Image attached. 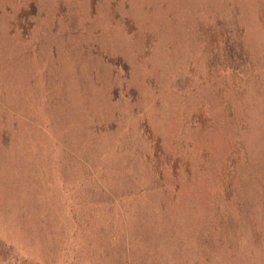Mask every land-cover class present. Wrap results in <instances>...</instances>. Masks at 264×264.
<instances>
[{
  "label": "rangeland",
  "instance_id": "obj_1",
  "mask_svg": "<svg viewBox=\"0 0 264 264\" xmlns=\"http://www.w3.org/2000/svg\"><path fill=\"white\" fill-rule=\"evenodd\" d=\"M0 264H264V0H0Z\"/></svg>",
  "mask_w": 264,
  "mask_h": 264
}]
</instances>
